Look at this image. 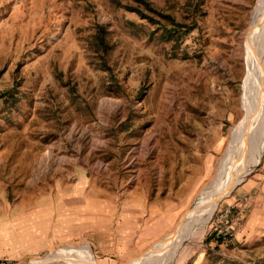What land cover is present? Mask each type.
<instances>
[{"label":"rangeland","instance_id":"1","mask_svg":"<svg viewBox=\"0 0 264 264\" xmlns=\"http://www.w3.org/2000/svg\"><path fill=\"white\" fill-rule=\"evenodd\" d=\"M257 3L0 0V252L10 264L73 246L129 264L175 230L242 117ZM243 198L226 239L231 222L217 215ZM173 206L171 225L139 250L135 239H118L128 253L92 244L100 213L114 226L125 209L131 219L145 209V224ZM178 264H264V156Z\"/></svg>","mask_w":264,"mask_h":264},{"label":"bare ground","instance_id":"2","mask_svg":"<svg viewBox=\"0 0 264 264\" xmlns=\"http://www.w3.org/2000/svg\"><path fill=\"white\" fill-rule=\"evenodd\" d=\"M243 59L245 74L241 96L235 104L242 117L231 130L214 179L197 196L175 230L129 264H161L163 260V264H178L204 233L224 199L260 165L264 156V0H258L254 9ZM91 255L88 248L64 247L45 259H32L29 264H101Z\"/></svg>","mask_w":264,"mask_h":264},{"label":"crops","instance_id":"3","mask_svg":"<svg viewBox=\"0 0 264 264\" xmlns=\"http://www.w3.org/2000/svg\"><path fill=\"white\" fill-rule=\"evenodd\" d=\"M174 209L175 208L173 206V210L171 209L170 211H166L165 214H163L164 212L162 210H159L157 214L161 213V218H156L155 220L150 221L152 219L151 218L150 220H147L145 224H142L141 222L145 219L142 216L143 212L145 213L147 212V210L142 209L136 211V213H133L132 215L134 216L133 219H131L129 215H131L132 210L128 208L127 211H125L126 209L124 210L125 215H120L118 217L117 221H115L114 226L110 224L112 222V216L108 218L105 217L106 219H104L101 217L102 214L100 213L98 216H94V219L91 220V222H93L91 229V236L93 237L92 244L95 245L96 249L99 250V252H101L103 255H108L112 253H123L126 251L128 253L130 252V248L127 250L124 246L121 247L123 242H120L118 239H121L122 241L128 240V242L125 243H128L130 246L133 245V239H135L136 243L134 248H137L139 250L141 247H143L150 241L151 237H157L159 233H161V231L163 230V224L165 223V221H167V219L170 220L169 226L171 225V222L174 219L173 217H175L176 215V209ZM116 212L117 211L115 210V213ZM139 223L141 224L139 225ZM80 225L83 228L82 235H85L84 217L80 219ZM113 230L114 233H111ZM4 256H7V258H9L8 254L0 252V258H6Z\"/></svg>","mask_w":264,"mask_h":264},{"label":"built area","instance_id":"4","mask_svg":"<svg viewBox=\"0 0 264 264\" xmlns=\"http://www.w3.org/2000/svg\"><path fill=\"white\" fill-rule=\"evenodd\" d=\"M240 207L237 209L235 205H230L224 210H220L217 219L220 222H223L226 220V222H231V226L226 228L225 231H219V234L221 236H224L226 239H235L237 236V227L242 222V214L244 211L248 208V199L243 198L240 200ZM0 264H10L8 259L6 258H0Z\"/></svg>","mask_w":264,"mask_h":264},{"label":"trees","instance_id":"5","mask_svg":"<svg viewBox=\"0 0 264 264\" xmlns=\"http://www.w3.org/2000/svg\"><path fill=\"white\" fill-rule=\"evenodd\" d=\"M150 8V7H149Z\"/></svg>","mask_w":264,"mask_h":264}]
</instances>
